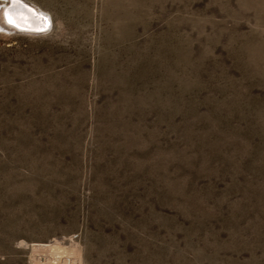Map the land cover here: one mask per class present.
<instances>
[{"label": "rangeland", "instance_id": "1", "mask_svg": "<svg viewBox=\"0 0 264 264\" xmlns=\"http://www.w3.org/2000/svg\"><path fill=\"white\" fill-rule=\"evenodd\" d=\"M31 1L46 31H0V264H264V0Z\"/></svg>", "mask_w": 264, "mask_h": 264}, {"label": "bare ground", "instance_id": "2", "mask_svg": "<svg viewBox=\"0 0 264 264\" xmlns=\"http://www.w3.org/2000/svg\"><path fill=\"white\" fill-rule=\"evenodd\" d=\"M51 24L48 14L31 0H0V31L38 34ZM75 258L61 260L59 264H79L80 254L74 249ZM60 258V257H59Z\"/></svg>", "mask_w": 264, "mask_h": 264}]
</instances>
